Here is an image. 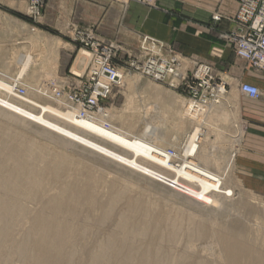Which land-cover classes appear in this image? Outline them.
Segmentation results:
<instances>
[{"label":"rangeland","instance_id":"1","mask_svg":"<svg viewBox=\"0 0 264 264\" xmlns=\"http://www.w3.org/2000/svg\"><path fill=\"white\" fill-rule=\"evenodd\" d=\"M37 32L42 36L59 35L48 23L30 17L26 1L0 0V79H15L20 55L30 54L37 67L18 87L25 90V95L29 94V99L43 102L30 90H43L41 87L51 93L55 87L63 90L66 82L73 81L70 73L80 76L86 73L90 57L70 71L83 50L73 44L70 51L60 47L54 53V49L30 42V36ZM66 36L69 37L61 39L62 43L70 41L71 33L67 32ZM116 62H120L118 68L123 78L128 77L103 102L107 123L138 137L143 135L146 126L150 127L154 134L152 141L158 139L155 142L173 154L181 151L186 136L195 127L188 120L181 121L186 94L181 88L154 83L137 72H129L125 68L127 59ZM45 75H50L51 82ZM44 101L54 104L51 100ZM60 102V108L69 109L67 103ZM208 111H217V115L203 128L213 141L206 143L203 150L210 156L208 168L218 171L219 167L224 168L229 155L236 154L241 132L237 113L230 105L222 102ZM13 120L0 111V201L25 212L18 213L16 208L3 219L10 225L7 234L0 232V264H31L30 254L34 255L40 243L37 233L42 231L41 224L36 221L40 214L48 226H59L67 233L63 246L65 256L53 259V264H91L88 255H94L98 246L113 242L122 247L110 264H118L120 255L128 252L134 260L130 264H230L227 245L215 239L219 236L232 239L242 249L234 264H252L257 258L258 263L261 261L264 193L239 185L233 167L226 179L234 196L226 199L222 211L201 208L118 165L69 146L33 125ZM179 163L176 160L175 164ZM5 176H12L7 189L2 186L7 180ZM49 200L64 203L51 210L47 206ZM198 226L201 238L192 237L190 232ZM21 244L26 245L28 257L15 252ZM160 258L166 262H157Z\"/></svg>","mask_w":264,"mask_h":264},{"label":"bare ground","instance_id":"2","mask_svg":"<svg viewBox=\"0 0 264 264\" xmlns=\"http://www.w3.org/2000/svg\"><path fill=\"white\" fill-rule=\"evenodd\" d=\"M30 42H32V44H42L47 48V40L41 37L38 33L30 36ZM59 45L60 41L54 38L50 42L49 47L56 50ZM20 56L21 58L18 59L20 67L16 78L11 79L10 81L0 79V111L2 114L4 113L12 117L14 120L16 119V122L19 120L29 125H33L41 129L46 134L62 140L69 146L81 148L107 162L118 165L119 167H122L143 179L180 195L185 200L198 207H210L216 211H222L225 206L226 199L234 196V190L230 186H227L226 179V177H228L231 173V168L234 163V155H229L227 162L224 164V168L221 169V167H219L220 169L218 171H212L208 168V159L210 156L205 150H203V146L206 143L210 142L212 144L213 142L211 141L208 132L205 129L203 130V128L208 125L211 119L213 120V117L217 115V111H215V113H212L214 111H206L200 114H191L188 110L187 103H185L184 109L180 113L182 118L181 121L183 122V120H188L189 122L195 124V127L186 136L183 149L178 151L176 154H173V156H170L167 154L168 151H166L163 146L155 142L158 141V139L155 141L151 140V137H153L154 134L150 131L151 129L149 130L150 127L146 126L143 135L138 137L109 125L107 123L108 114L98 115L90 120H78L76 110L60 108L61 102L55 100L52 95L49 94L51 91H46V87H41L43 90L37 89L39 91L30 90L33 95L37 96L41 100L43 99V102L29 99V94L24 97H18L15 94L14 87L21 84V81L27 77L29 73L32 74L33 69L37 67L35 59L30 54ZM87 60V52L81 51L76 56L75 66H82ZM47 75L45 76L47 77ZM31 77L33 76L31 75ZM127 77H124L123 80L125 81ZM48 78L51 82L50 75L47 77V80ZM44 100H51L54 104ZM31 159L33 160V158ZM176 160H180L178 165L175 164ZM1 176L3 175L1 174ZM5 178L7 180L3 181L2 186L7 189L12 176H5ZM29 194L30 193H26L27 196ZM63 203L64 201L62 202V200H49L47 202V206L53 210L57 207V205ZM113 203L114 200L111 204ZM16 208H18V213L25 212L22 208L12 206L11 203L8 204L0 201V226L3 227H0L2 228L0 230L1 233L7 234L10 222L8 221L7 223L3 219L13 213ZM117 212L118 210L116 213ZM44 219L46 218L43 214H40V216L36 219V221L41 224V227L39 228H41L42 231L40 233L36 232L40 243H38L34 249V255L30 254L31 264H53V259L65 256L63 246L67 233L62 231L59 226H48ZM115 220L116 219H114V221ZM117 229L119 230V228ZM201 232L200 226H198L194 231L190 232V234L192 237L201 238ZM215 239L217 242L220 241L221 243L227 245L228 255L231 258L230 264H234L237 255L241 253L242 249H240V246L232 239L229 240L225 236H219ZM121 247L122 246L119 245V243L117 244L114 242L112 245L108 246L100 245L96 248L94 255H88V257L91 260V264H110V262L118 256L117 252L119 253ZM92 251L94 250L92 249ZM15 252H17L20 256L28 257L25 244L19 245ZM131 255L132 253L129 252L124 256L120 255V258L118 257V264H130L133 262L134 260ZM259 259H261L259 263L257 258V260H253L252 264H264V255ZM163 260L164 259L160 258L157 262L165 263L166 261Z\"/></svg>","mask_w":264,"mask_h":264},{"label":"crops","instance_id":"3","mask_svg":"<svg viewBox=\"0 0 264 264\" xmlns=\"http://www.w3.org/2000/svg\"><path fill=\"white\" fill-rule=\"evenodd\" d=\"M44 1L39 19L59 34L41 35L48 42L47 48L43 46L46 49L55 38L60 41L57 49L70 51L73 31L92 28L97 38L119 49L117 61L136 55L141 37L147 36L170 46L180 57L184 72L191 71L195 63L211 66L228 85L223 102L236 111L242 135L234 155L233 174L242 187L264 193V72L253 71L223 39L236 29L234 0H156L153 8L134 2L122 6L109 0ZM67 32L71 33V43H62L61 39L69 37ZM74 66L75 60L69 70ZM240 84L255 86L260 97L246 98L238 90Z\"/></svg>","mask_w":264,"mask_h":264},{"label":"built area","instance_id":"4","mask_svg":"<svg viewBox=\"0 0 264 264\" xmlns=\"http://www.w3.org/2000/svg\"><path fill=\"white\" fill-rule=\"evenodd\" d=\"M28 3L31 18L40 17L44 0H24ZM125 6L134 2L149 8L156 0H109ZM237 11L234 17L235 31L224 36L234 54L245 60L251 69L264 72V0H234ZM72 41L90 57L86 73L82 76L71 74L73 81L66 82L63 90L54 89L55 100H63L69 109L76 110L78 120H90L105 115L103 105L113 89L123 80V72L116 63L119 49L111 42L100 40L92 28L75 29ZM129 72H137L141 77L154 83L168 84L171 88H181L186 94L187 107L191 114L204 113L219 105L227 96L228 86L214 72L211 66L195 63L191 71L181 69L180 57L170 46L150 37H141L138 52L127 59ZM66 89V91L64 90ZM240 94L251 100L260 97L259 90L249 84H240ZM18 97L25 96V90L14 87ZM168 155L173 156L169 150Z\"/></svg>","mask_w":264,"mask_h":264}]
</instances>
